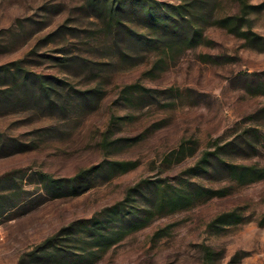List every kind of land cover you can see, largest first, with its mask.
<instances>
[{
	"label": "rangeland",
	"instance_id": "obj_1",
	"mask_svg": "<svg viewBox=\"0 0 264 264\" xmlns=\"http://www.w3.org/2000/svg\"><path fill=\"white\" fill-rule=\"evenodd\" d=\"M196 1L207 42L185 49L154 41L137 10L123 18L130 33L92 0H0V65L23 68L0 70V264H264V179L190 173L215 151L264 165V93L241 79L264 71V0L249 1L252 40L242 35L249 23L237 34L213 23L241 13L238 0ZM112 159L137 166L93 177L78 194L47 191L39 175L71 177ZM187 181L228 191L175 211L159 206L161 187ZM234 210L240 222L211 226ZM58 232L74 253L60 256V244L34 261ZM101 238L111 242L105 251Z\"/></svg>",
	"mask_w": 264,
	"mask_h": 264
},
{
	"label": "trees",
	"instance_id": "obj_2",
	"mask_svg": "<svg viewBox=\"0 0 264 264\" xmlns=\"http://www.w3.org/2000/svg\"><path fill=\"white\" fill-rule=\"evenodd\" d=\"M95 3H100L103 8L108 11V14L113 18L117 19L120 26H126L130 33H133L131 26H128L123 18L131 10H137L141 15L144 25L147 30L153 31L154 36L152 39L155 41L162 42L166 46L173 48L174 45L183 48H193L200 44L206 43L207 39L204 34V23L208 22V17L205 14H201L200 9L202 5L196 0H181L180 2L171 0H92ZM250 0H238L240 5L241 13L229 14L225 16H214V22L217 25L228 29L230 32L239 33L242 27V21L249 23L250 18L247 17L249 7L254 8L252 4H249ZM199 13V14H198ZM211 21V20H210ZM249 30L242 32L247 39H254L258 34H255L249 23ZM213 59L212 56H209ZM21 60H17L11 63V65H0V70H11L10 67H15L16 70H23ZM242 86L247 92L251 94H262L264 93V71L258 73H245L242 76ZM258 141L261 148L264 151V133L258 130ZM219 163H221V168ZM137 166V162L133 160H104L99 164H95L89 168L81 170L78 174L71 177H54L50 173L40 172V178L47 191L53 192L56 195H60L61 191L71 190L72 194H78L88 189L87 181L91 178L102 174H108L107 179L114 177L117 174L126 173ZM223 171L226 175L225 181H234L238 185H244L253 183L264 179V165L260 162L253 163H232L225 161L221 158L219 151L206 152L204 158L200 164L192 169L190 172L193 175H201L205 173H215L217 171ZM86 183L85 188L82 190L81 184ZM2 185V184H1ZM0 185V186H1ZM178 191L168 192L166 188L161 187L159 191V206L162 208L166 203L171 205L172 210L175 211L182 207H188L203 199H209L216 196H224L228 187L223 186L221 188H215L211 186H205L198 182L187 181L183 184ZM5 208L0 209V215L4 212ZM132 219L138 220L143 218L139 212H132ZM148 218V217H147ZM243 218V214L239 213L238 210L225 212L214 219L211 226L219 228L221 225L231 223L232 221L240 222ZM94 231L102 232L103 225L101 220L93 218L91 219ZM78 221L72 225L66 227L68 230L66 237H71L73 234L71 228L73 225L80 223ZM262 224H264V216ZM64 229V230H65ZM61 232L47 238L41 244H39L34 251L30 254L34 261H39L42 258L53 255L47 254L50 247H59ZM81 240L77 237V240ZM100 239V251H105L111 242L108 244ZM62 257H70L74 253L70 247L71 244H62ZM65 246L67 248H65ZM81 259L88 260L90 253L87 249L83 248ZM48 255V256H47ZM85 264H92L87 262ZM204 264H210L205 262Z\"/></svg>",
	"mask_w": 264,
	"mask_h": 264
}]
</instances>
